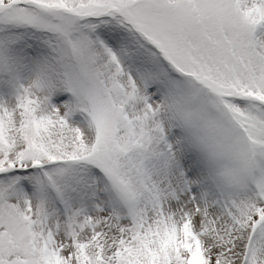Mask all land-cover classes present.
Masks as SVG:
<instances>
[{
    "label": "snow or ice",
    "instance_id": "snow-or-ice-1",
    "mask_svg": "<svg viewBox=\"0 0 264 264\" xmlns=\"http://www.w3.org/2000/svg\"><path fill=\"white\" fill-rule=\"evenodd\" d=\"M0 264H264V0H0Z\"/></svg>",
    "mask_w": 264,
    "mask_h": 264
}]
</instances>
